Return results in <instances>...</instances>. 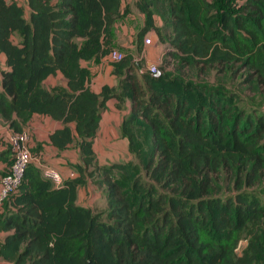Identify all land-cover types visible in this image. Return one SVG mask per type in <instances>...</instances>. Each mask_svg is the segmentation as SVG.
<instances>
[{"label": "trees", "instance_id": "16d2710c", "mask_svg": "<svg viewBox=\"0 0 264 264\" xmlns=\"http://www.w3.org/2000/svg\"><path fill=\"white\" fill-rule=\"evenodd\" d=\"M119 5L0 0V121L19 131L33 114L48 115L61 123L50 144L77 148L69 163L77 174L58 186L26 164L0 207V260L264 264V115L248 113L221 80L192 74L242 69L249 88L264 86V0H133L143 23L132 51L152 29L164 45L158 73L126 48L109 58L113 23L129 10ZM100 56L116 84L94 92L81 61ZM56 72L64 84L46 88L43 80ZM109 98L118 109L129 103L119 128L130 157L98 164L93 138ZM11 158L0 149V174ZM86 177L102 188V209L75 202Z\"/></svg>", "mask_w": 264, "mask_h": 264}, {"label": "crops", "instance_id": "0c3cea01", "mask_svg": "<svg viewBox=\"0 0 264 264\" xmlns=\"http://www.w3.org/2000/svg\"><path fill=\"white\" fill-rule=\"evenodd\" d=\"M120 11L125 6L129 10L118 17L113 23L112 30V46L118 50L125 48L133 54V57L137 56L144 62L150 60L152 62L158 59L159 54L164 51V45L157 42L156 34L152 29L147 30L143 36H150L154 38L155 43L145 44L142 42V47L139 52H133L134 45V33L143 23V14L133 5V0H119ZM154 24L159 25L160 19L157 15L153 16ZM108 58L100 56L97 60L81 61V64L88 67L90 75L87 82L88 87L97 92L102 84L115 85L116 78L111 72V65L108 63ZM143 62V63H144ZM4 55L0 53V68L3 67ZM59 83L64 84V80L59 72L53 75H48L44 80L43 84L46 88ZM129 103L126 102L122 109H118L115 106V100L109 98L105 101V107L100 112L98 125L93 138V151L98 164L105 163L101 160L100 156H124L126 154L130 157L127 150V143L124 136L120 134V122L122 115L126 112ZM72 126V123H70ZM61 126V123L43 114H33L27 121L24 129L29 133V144L30 148L34 147L37 143H40L41 147L37 153L33 154L37 156L40 161L46 165L54 168L62 177V182L75 176L77 173L72 169L69 163L77 161V148L74 142L67 144V146L61 150L52 146L48 140V135L54 129ZM11 129L6 124L0 121V144L1 137L7 134ZM1 149V146H0ZM32 151V150H31ZM3 163L0 161V171L2 172ZM69 173H72L69 176ZM97 185L91 181L89 177H86L85 182L79 185L76 189L75 202L82 205H88L92 207L94 202L99 201L101 197L97 193ZM100 197V198H99ZM104 205H105V197ZM5 264H10L8 261L0 260ZM1 263V262H0Z\"/></svg>", "mask_w": 264, "mask_h": 264}, {"label": "built area", "instance_id": "2783aa9c", "mask_svg": "<svg viewBox=\"0 0 264 264\" xmlns=\"http://www.w3.org/2000/svg\"><path fill=\"white\" fill-rule=\"evenodd\" d=\"M142 42L148 44L151 42V37L143 36ZM121 51L111 49L109 58L112 60L120 59ZM147 69L155 73L156 66L153 62L147 65ZM1 148L7 147L11 151V162L8 168L0 174V207L6 195L15 190L21 181L23 170L26 164L30 161L34 162L41 170V174L49 178L54 186L62 183L61 175L52 167L46 165L40 159L32 154L29 144V133L26 129L19 131L10 130L7 134L1 137ZM72 173H69L71 176Z\"/></svg>", "mask_w": 264, "mask_h": 264}, {"label": "rangeland", "instance_id": "374dc122", "mask_svg": "<svg viewBox=\"0 0 264 264\" xmlns=\"http://www.w3.org/2000/svg\"><path fill=\"white\" fill-rule=\"evenodd\" d=\"M16 1L24 5L25 7V0H16ZM24 14L25 15L27 14V8H24ZM151 42L155 43V35H154V38H151ZM113 49L118 50L114 47ZM162 54H159L158 59L153 62L156 66L160 63ZM135 60H140V59L136 56ZM150 62L152 61L146 60L143 63V66L146 68ZM192 74L197 75L198 80H203V81L210 82V83H216L219 80H221L226 85V87L235 91L238 94L239 96L238 104L242 106L248 113L254 116L258 114L264 115V86L261 85L256 91L255 90L253 91L251 88H249L248 84L243 81L244 71L242 69H239L232 76L229 74L228 75L223 74L222 72L215 69V67H211L208 71L204 73L198 72L196 74L195 73H192ZM100 158L101 160L105 161V163H109L111 161H117V162L127 161L128 162V159H129V157L126 154H124V156L118 155L117 157L116 156L115 157L114 156H100ZM91 181L94 182L93 179H91ZM260 185L264 187V179L261 180ZM96 188H97V193H99V196L101 197V199L99 201L96 200V202L92 204V207L93 209L99 210L104 207V198H103L104 195H103V190L100 186L97 185ZM243 243L244 241L240 240L238 249L241 247V245H243ZM0 262H1L0 264H5L2 261Z\"/></svg>", "mask_w": 264, "mask_h": 264}, {"label": "water", "instance_id": "95a60500", "mask_svg": "<svg viewBox=\"0 0 264 264\" xmlns=\"http://www.w3.org/2000/svg\"><path fill=\"white\" fill-rule=\"evenodd\" d=\"M156 73H158V71Z\"/></svg>", "mask_w": 264, "mask_h": 264}]
</instances>
